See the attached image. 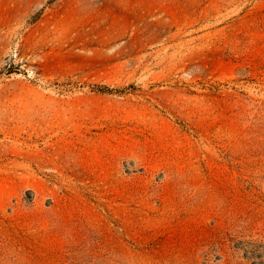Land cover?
Here are the masks:
<instances>
[{"label":"rangeland","instance_id":"obj_1","mask_svg":"<svg viewBox=\"0 0 264 264\" xmlns=\"http://www.w3.org/2000/svg\"><path fill=\"white\" fill-rule=\"evenodd\" d=\"M0 71V264H264V0H0Z\"/></svg>","mask_w":264,"mask_h":264},{"label":"trees","instance_id":"obj_2","mask_svg":"<svg viewBox=\"0 0 264 264\" xmlns=\"http://www.w3.org/2000/svg\"><path fill=\"white\" fill-rule=\"evenodd\" d=\"M18 68V65L16 63H14L13 61H9L6 63L5 65V72L6 74H9L13 71H17ZM3 72V71H0V73Z\"/></svg>","mask_w":264,"mask_h":264}]
</instances>
